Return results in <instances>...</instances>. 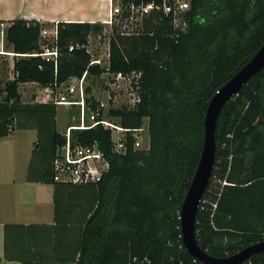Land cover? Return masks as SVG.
<instances>
[{"label": "trees", "instance_id": "1", "mask_svg": "<svg viewBox=\"0 0 264 264\" xmlns=\"http://www.w3.org/2000/svg\"><path fill=\"white\" fill-rule=\"evenodd\" d=\"M151 2L161 0L121 4ZM183 20L184 31L162 13L145 19L139 35L112 30L110 70L142 77L137 107L111 109L109 116L130 130L147 119L149 148L133 150L129 137L126 153L116 155L110 131L73 132L74 142L83 146L97 142L109 163L96 183L53 181V161L65 145L56 129V107L25 103L18 89L60 85L85 72L98 78L102 69L89 65L86 48L68 52V47L86 46L90 36L102 33V24L58 23L57 66L40 57L16 56L12 79L0 81V138L36 131L26 181L53 185L55 225L37 226L44 230L31 235L41 250L38 264H201L182 245L180 207L202 151L208 103L264 42V0H190ZM44 28L15 20L5 41L15 55L40 54ZM215 140L214 168L195 231L203 252L224 259L264 242V69L224 105ZM243 264H264V253Z\"/></svg>", "mask_w": 264, "mask_h": 264}, {"label": "built area", "instance_id": "2", "mask_svg": "<svg viewBox=\"0 0 264 264\" xmlns=\"http://www.w3.org/2000/svg\"><path fill=\"white\" fill-rule=\"evenodd\" d=\"M122 0H108L109 14L108 19L102 25L110 30L120 28L119 33L122 36L139 35L129 34L125 31L129 24L138 21H144L152 14L162 13L164 16H170L172 25L180 31L186 29V23L183 20L184 14L189 10L190 0H161L160 3H129L121 4ZM8 25L0 23V53L3 52V42L5 40V32ZM40 38L43 40L40 54L16 55L17 57H40L46 62H51L57 66L60 52L57 46V24L51 29H42ZM109 45V44H108ZM86 48L91 55L88 44L86 46L70 45L68 52H72L74 48ZM5 52V51H4ZM2 55V54H0ZM110 48L108 47L105 58H94L91 55L90 66H99L102 73L98 77L106 94V100H98L93 93L87 94L85 72L81 78H72L60 85H52L43 89V94L35 99L37 103H50L55 107H66L75 109V113L70 117L71 124L64 130L65 145L57 150L56 157L53 161V181L56 183L66 184H86L96 183L102 175L109 169V163L105 159L99 144L93 142L90 145H81L74 142L73 132H80L102 127L104 130L110 131V143L113 154L124 155L127 151L128 138L131 137L133 150H148L144 145L143 133L145 132L144 124L134 130L125 129L119 125L115 118L109 116L111 109L125 108L126 110H134L140 103L141 92V72H112L109 65ZM124 95V101L121 106L115 107L119 97ZM96 103L93 106V103ZM148 133V127L146 128ZM149 137V136H148ZM230 138L231 136L228 135ZM221 187L227 185L226 181H214ZM201 203V202H200ZM200 205V204H199ZM212 208H216V204H212ZM180 218V216H179Z\"/></svg>", "mask_w": 264, "mask_h": 264}, {"label": "crops", "instance_id": "3", "mask_svg": "<svg viewBox=\"0 0 264 264\" xmlns=\"http://www.w3.org/2000/svg\"><path fill=\"white\" fill-rule=\"evenodd\" d=\"M108 14V0H0V23L7 25L103 24ZM16 133L0 138V264H38L41 250L31 235L55 225L53 185L26 181L32 151Z\"/></svg>", "mask_w": 264, "mask_h": 264}, {"label": "water", "instance_id": "4", "mask_svg": "<svg viewBox=\"0 0 264 264\" xmlns=\"http://www.w3.org/2000/svg\"><path fill=\"white\" fill-rule=\"evenodd\" d=\"M262 69H264V42L251 60L213 95L206 108L202 151L179 213L182 245L185 251L201 264H243L253 255L264 253V242H260L228 258L214 259L199 248L195 231L199 204L209 185L214 168L215 135L220 112L224 105Z\"/></svg>", "mask_w": 264, "mask_h": 264}, {"label": "rangeland", "instance_id": "5", "mask_svg": "<svg viewBox=\"0 0 264 264\" xmlns=\"http://www.w3.org/2000/svg\"><path fill=\"white\" fill-rule=\"evenodd\" d=\"M144 21H138L136 23L129 24V27L125 30L128 31L129 34H137L140 32V30L143 28ZM103 26V31L100 35H92L88 38V49L91 53V55L94 58H105V54L107 52V49L109 47V39L112 36V30L107 28L105 25ZM52 26H49L46 29H51ZM117 30H120V28H116ZM5 51V52H4ZM2 55H0V81L3 83L9 79L12 78V66H13V60L16 58V55L13 54L12 48L7 45L6 41L3 42V52H1ZM101 81L98 78L94 77H88L86 80V85L91 89V92L93 93L94 97L98 100H106V94L103 90V87L101 85ZM19 93L21 94V99L25 103H37L35 102V99L38 98L43 94V89L38 87L37 85H30L25 86L22 85L19 88ZM2 96H0L1 98ZM126 97V96H125ZM124 95L122 94V97H119L117 102L115 103V107L121 106L124 101ZM75 109H68L66 107L59 106L56 110V129L60 133H64V130L67 126L71 124L70 117L72 116ZM143 126L145 127V132L143 133L144 137V145L148 143L147 140L149 139L148 133L146 132V128L148 127V120H143ZM25 131V132H22ZM16 132V131H15ZM16 136H19L21 138V142L26 145L28 149H31V151L34 149V144L37 140V135L34 131H27V130H21L17 131ZM18 137V138H19Z\"/></svg>", "mask_w": 264, "mask_h": 264}, {"label": "bare ground", "instance_id": "6", "mask_svg": "<svg viewBox=\"0 0 264 264\" xmlns=\"http://www.w3.org/2000/svg\"><path fill=\"white\" fill-rule=\"evenodd\" d=\"M95 5V4H94ZM79 20V19H78Z\"/></svg>", "mask_w": 264, "mask_h": 264}]
</instances>
